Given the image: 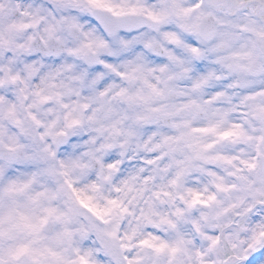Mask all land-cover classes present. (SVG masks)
I'll list each match as a JSON object with an SVG mask.
<instances>
[{"label": "clouds", "instance_id": "obj_1", "mask_svg": "<svg viewBox=\"0 0 264 264\" xmlns=\"http://www.w3.org/2000/svg\"><path fill=\"white\" fill-rule=\"evenodd\" d=\"M0 264H264V0H0Z\"/></svg>", "mask_w": 264, "mask_h": 264}]
</instances>
